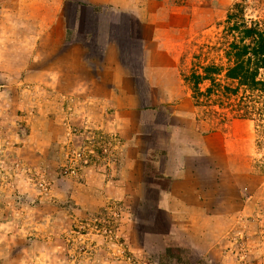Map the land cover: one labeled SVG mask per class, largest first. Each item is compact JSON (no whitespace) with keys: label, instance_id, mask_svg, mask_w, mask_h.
<instances>
[{"label":"rangeland","instance_id":"rangeland-1","mask_svg":"<svg viewBox=\"0 0 264 264\" xmlns=\"http://www.w3.org/2000/svg\"><path fill=\"white\" fill-rule=\"evenodd\" d=\"M235 21L264 0H0V264H264Z\"/></svg>","mask_w":264,"mask_h":264},{"label":"trees","instance_id":"trees-1","mask_svg":"<svg viewBox=\"0 0 264 264\" xmlns=\"http://www.w3.org/2000/svg\"><path fill=\"white\" fill-rule=\"evenodd\" d=\"M228 19L230 21L233 18L229 16ZM229 31L237 33L238 39L228 45V51L225 53L228 65L224 80L229 84L225 85L223 90L225 94L231 93L233 96L242 88L253 95L256 92L257 99L263 100V105L255 110L252 108V113L264 117V30L256 24L247 28L242 23L235 21L231 24ZM204 72L207 76L215 74L210 67L206 68ZM192 79L197 87L199 76H193ZM205 79H209V77ZM233 84L236 85V88L232 87Z\"/></svg>","mask_w":264,"mask_h":264}]
</instances>
